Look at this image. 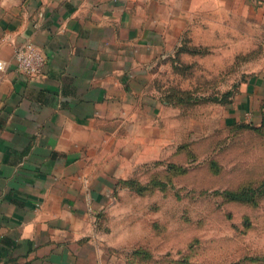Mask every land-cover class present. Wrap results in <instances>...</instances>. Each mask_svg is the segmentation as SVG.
I'll return each instance as SVG.
<instances>
[{
  "label": "crops",
  "instance_id": "obj_1",
  "mask_svg": "<svg viewBox=\"0 0 264 264\" xmlns=\"http://www.w3.org/2000/svg\"><path fill=\"white\" fill-rule=\"evenodd\" d=\"M239 2L0 0V264H109L99 216L122 148L151 124L152 70L190 20ZM27 42L46 57L36 75L15 59ZM244 84L240 113L256 115L264 73Z\"/></svg>",
  "mask_w": 264,
  "mask_h": 264
},
{
  "label": "rangeland",
  "instance_id": "obj_2",
  "mask_svg": "<svg viewBox=\"0 0 264 264\" xmlns=\"http://www.w3.org/2000/svg\"><path fill=\"white\" fill-rule=\"evenodd\" d=\"M234 8L190 20L152 70L151 124L122 148L99 216L109 264H264V102L239 110L264 73V6Z\"/></svg>",
  "mask_w": 264,
  "mask_h": 264
},
{
  "label": "built area",
  "instance_id": "obj_3",
  "mask_svg": "<svg viewBox=\"0 0 264 264\" xmlns=\"http://www.w3.org/2000/svg\"><path fill=\"white\" fill-rule=\"evenodd\" d=\"M15 59L20 70L28 75H36L43 71L46 64V57L43 51L34 43L27 42L17 48ZM5 64L0 60V70Z\"/></svg>",
  "mask_w": 264,
  "mask_h": 264
},
{
  "label": "trees",
  "instance_id": "obj_4",
  "mask_svg": "<svg viewBox=\"0 0 264 264\" xmlns=\"http://www.w3.org/2000/svg\"><path fill=\"white\" fill-rule=\"evenodd\" d=\"M122 181V180H121ZM120 181V182H121ZM228 194H230V196L234 197V198H238V199H248L249 196L247 195L250 191H227Z\"/></svg>",
  "mask_w": 264,
  "mask_h": 264
}]
</instances>
